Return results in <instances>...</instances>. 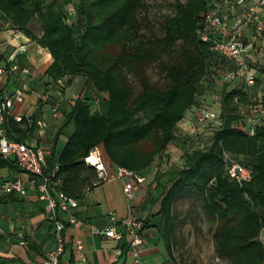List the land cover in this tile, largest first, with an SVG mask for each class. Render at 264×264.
I'll use <instances>...</instances> for the list:
<instances>
[{
    "label": "trees",
    "instance_id": "trees-1",
    "mask_svg": "<svg viewBox=\"0 0 264 264\" xmlns=\"http://www.w3.org/2000/svg\"><path fill=\"white\" fill-rule=\"evenodd\" d=\"M212 1L177 0L175 14L165 21L162 35L147 36L141 33L137 17L146 7L144 0H0V22L50 54L52 63L45 72L48 84L67 78L63 93L74 77L83 76L93 90L107 94L99 98L95 110L88 101L75 99L64 116L54 145L65 130L73 129L57 164L48 169L58 167L54 179L59 190L78 199L98 180L96 171L84 163L96 146L103 147L113 165L140 174L170 143L182 138L176 133L177 124L195 106L203 84L218 75L213 69L222 63L197 36L201 15ZM70 4L75 5L71 18ZM34 21L40 25L38 34L30 28ZM155 68L163 84L151 80L149 70ZM43 104L39 100V107ZM249 105L264 110V95L251 100L240 88L223 89L220 125L208 131L207 145L184 153L183 166L172 165L156 173L157 185L167 192L152 226L171 256L174 233L181 225L175 207L180 201L198 200L215 223L211 235L217 258L230 264L263 263L264 118L253 136L238 128L249 126L251 116L260 118L246 109ZM22 123L29 129L20 128ZM35 123L33 116L31 122L20 123L7 117L8 137L25 141ZM225 151L251 166L250 182L240 186L226 178ZM144 223L145 228L149 226ZM0 264L22 263L0 257Z\"/></svg>",
    "mask_w": 264,
    "mask_h": 264
},
{
    "label": "crops",
    "instance_id": "crops-1",
    "mask_svg": "<svg viewBox=\"0 0 264 264\" xmlns=\"http://www.w3.org/2000/svg\"><path fill=\"white\" fill-rule=\"evenodd\" d=\"M14 32L9 24L0 22V57L7 59L17 51L16 60L19 66L28 68L29 74L15 75L5 86V90H12L20 80H24L30 91L23 103L14 106L8 119L17 122L16 116L29 114L34 117L36 123L42 122L41 127L35 123L32 131L26 133L24 140L41 150L48 171L57 164L59 154L73 129L70 127L65 130L54 145L53 139L78 94L83 93L86 88L90 89L88 96L94 98L91 102L93 110L98 106L99 98H106L107 94L97 93L83 76L74 77L71 85L65 88L63 93L57 85L63 88L67 78L56 84H48L49 79L45 72L52 63L50 54L23 34L21 37H14ZM19 46H24L26 51H18ZM39 100L44 103L41 107ZM197 113L198 110L194 118ZM192 119L183 118L177 124L176 131L180 128L181 131H185L184 133H192ZM24 120L23 118L21 121ZM20 128L26 131L29 126L22 123ZM177 141L178 139L175 142ZM175 142L170 143L166 151L140 173L145 180L135 192L136 200L134 198L132 203L149 226L143 233V243L138 249L139 260L136 261L128 254L117 257L115 249L118 242L99 233L109 225L110 213H114L117 219H124L129 214V202L123 192L124 181L115 179L101 182L87 195L79 196L78 206L70 209L68 213H58V220L65 225V248L59 258L60 264H175L165 241L152 226L167 192L157 185L156 173L166 171L172 165L181 167L184 164L185 152L179 149ZM160 158L169 160L167 166H157L156 161ZM106 163L109 169L113 165L108 157ZM16 179L23 183L26 195L20 196L2 190L1 185L4 181ZM70 216L81 221V225L79 227L70 225L68 223ZM55 231L54 223L47 219L43 205L37 199L36 180L20 170L12 160L0 161V257L15 258L22 264H44L47 254L56 247ZM261 235L262 231L260 239L264 242ZM78 242L82 246L81 249L77 248Z\"/></svg>",
    "mask_w": 264,
    "mask_h": 264
},
{
    "label": "built area",
    "instance_id": "built-area-1",
    "mask_svg": "<svg viewBox=\"0 0 264 264\" xmlns=\"http://www.w3.org/2000/svg\"><path fill=\"white\" fill-rule=\"evenodd\" d=\"M249 2V3H248ZM264 9V0H213L210 6L201 15L202 22L197 30L198 39L208 45L209 50L222 60L213 69L217 73L226 72L225 81L231 82L234 79H241L239 88L247 91L256 84V71L254 61L250 54L255 47V40L248 38L246 30L250 27L261 29L259 13ZM68 15L75 16V10L68 8ZM14 37H21V33L14 32ZM25 52L24 46L17 48ZM17 52V51H16ZM16 52H13L7 59L0 57V157L15 162L16 166L30 174L36 180L37 199L43 205L44 213L48 220L55 225L56 247L46 256L44 264H60L59 258L64 252L65 225L58 220V213H68L70 209L78 206V199L67 196L58 189L54 179L58 170L56 166L51 171H46L45 162L41 150L28 144L26 141H16L8 137L5 123L15 105L23 103L30 88L24 80H20L12 90H5V86L18 74H29L28 68H21L16 60ZM60 82V81H59ZM237 101V98L235 99ZM246 109L251 113H257L260 118L249 117V126L240 124L238 128L253 136L257 126L264 118V110L260 106L249 105ZM220 113L213 110L201 108L195 115L194 131L202 134L201 131L208 127L220 125ZM31 122V115H18L15 120L22 119ZM42 126L41 121L36 123ZM200 128L202 130L200 131ZM204 130V131H205ZM195 132V133H196ZM222 162L225 176L228 180L238 183L240 186L250 182L253 178L251 166L242 162L241 158L229 152L222 153ZM87 167L94 169L97 173V181L91 187L85 189L87 195L91 189L101 182L110 180H123V192L129 202V214L124 219H117L114 213L108 215L109 225L101 233L105 238L118 242L115 249L117 257L123 254L132 256L139 260V247L143 243L145 231L144 219L139 215L133 201L135 192L144 182L145 178L140 174L126 168L112 165L109 169L106 163V155L103 147L96 146L84 158ZM3 191L15 193L20 196L26 195V189L20 180H7L1 185ZM68 223L75 227L81 225V221L73 216L69 217ZM77 248L82 246L78 242ZM264 264V261L263 263Z\"/></svg>",
    "mask_w": 264,
    "mask_h": 264
},
{
    "label": "rangeland",
    "instance_id": "rangeland-1",
    "mask_svg": "<svg viewBox=\"0 0 264 264\" xmlns=\"http://www.w3.org/2000/svg\"><path fill=\"white\" fill-rule=\"evenodd\" d=\"M144 1L146 7L140 11L137 16L142 25L141 33L147 36H161L165 21L175 14V3L177 0ZM179 1L187 2L188 0ZM74 4H70L68 8L74 10ZM69 17L71 18L73 16L70 15ZM259 17L261 20V29L257 30L255 27H250L246 30L248 38L255 40V47L250 54L254 61L255 75L258 79V85L247 90L251 100H255L264 95V9L259 13ZM30 28L34 33H40V25L37 21H34ZM149 75L153 82L163 84V76L158 74L156 68L150 69ZM225 75L226 72L224 70V72H219L218 75H213L210 81L205 82L201 94L197 96L196 108L193 106L185 113L184 119L193 118L192 121L189 120L193 124V127L195 126L194 114L197 110L205 108L220 113L222 90L226 89L229 91L234 88H239V85L242 84V80L238 78L231 82L225 81ZM57 87L62 88L61 85H57ZM89 91L90 89H84L83 93L81 92L78 94V98H82L91 104L94 98L93 96H88ZM91 105L93 108V104ZM208 127H206V130L204 129L205 131H201L202 128H200L201 133L203 132L200 135H198L196 131H194V133H184L185 131H181V129L178 128L176 133L180 138L182 136V138L175 142L176 146L185 153L203 148V146L207 145L208 139H210V132H207ZM168 161L169 160H166V158H160L156 161V164L158 167L167 166ZM136 196L137 194H135V200ZM175 213L179 216L181 221V225L175 231L173 239V259L175 264H230L228 261L217 258L214 253V244L211 234L215 228V223L204 212L200 201H180L175 207ZM261 238L264 240L263 234Z\"/></svg>",
    "mask_w": 264,
    "mask_h": 264
},
{
    "label": "bare ground",
    "instance_id": "bare-ground-1",
    "mask_svg": "<svg viewBox=\"0 0 264 264\" xmlns=\"http://www.w3.org/2000/svg\"><path fill=\"white\" fill-rule=\"evenodd\" d=\"M263 237H264V230L262 231Z\"/></svg>",
    "mask_w": 264,
    "mask_h": 264
}]
</instances>
